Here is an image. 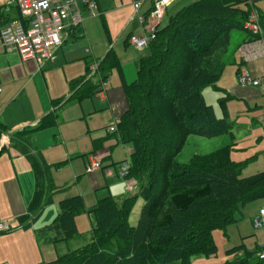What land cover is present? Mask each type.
I'll return each mask as SVG.
<instances>
[{"label": "trees", "instance_id": "trees-1", "mask_svg": "<svg viewBox=\"0 0 264 264\" xmlns=\"http://www.w3.org/2000/svg\"><path fill=\"white\" fill-rule=\"evenodd\" d=\"M248 11L245 0H195L154 32L147 54L137 62L135 80L123 83L127 105L114 130V136L132 149L129 176L136 180V192L121 201L106 194L89 210L78 195L61 200L56 217L42 232L51 233V242L76 237L74 217L86 212L90 239L41 264H194L196 258L216 256L213 231L224 232L246 204L264 198V171L241 176L244 162L231 160L230 144L195 154L186 162L176 159L188 135L212 138L230 133L226 116H216L202 92L207 87L218 90L230 33L244 30ZM0 16L1 28L11 18ZM116 67L119 61L110 49L92 74L87 67L85 76L72 83L68 100L92 98ZM95 75L97 80L92 81ZM55 124L54 107L34 129L9 132L0 123V137L8 134V147L26 155L35 174L32 201L18 220L21 227L38 216L56 190L45 180L28 135ZM4 149L0 147V153ZM138 197L143 204L131 225L128 215ZM263 249L233 246L225 250L220 264H262L258 254Z\"/></svg>", "mask_w": 264, "mask_h": 264}, {"label": "crops", "instance_id": "crops-1", "mask_svg": "<svg viewBox=\"0 0 264 264\" xmlns=\"http://www.w3.org/2000/svg\"><path fill=\"white\" fill-rule=\"evenodd\" d=\"M81 1L77 0L82 25L69 34L61 46L53 49L55 52L53 59L38 65L33 60L21 61L19 58L17 65L8 66V68L0 67V70L4 69L6 72V75L0 77V123L4 128L9 132L24 127L34 129L39 120L53 107L56 116L54 126L32 130L28 135L30 147L42 163L45 180L50 182L56 190L50 192V202L26 226L0 232V264H41L87 243L84 238H81L87 230L91 231L90 215L86 212L74 217L78 232L76 237L51 242L49 240L51 233L42 232L43 228L56 217L61 200L78 195L82 198L85 209L89 210L94 207L100 197L106 194L117 201H121L130 194L124 190L123 181L117 175V168L120 162L129 159L132 149L122 144L114 136L115 132L109 129L115 126L116 120L126 109L123 83L129 84L135 80L137 62L147 54L146 50L130 46L128 37L131 34L148 35L147 15L152 8V0H95L97 9L93 15ZM178 1H173L170 6H174ZM245 1L250 2L264 16V0ZM186 4L183 3L182 6ZM0 13L11 19L16 18L18 10L15 0L6 4L0 3ZM140 17L143 18L142 22ZM94 21H100L106 27L108 43L104 40L95 42L85 50L83 46H78V43L68 45L69 37L76 38L83 35L84 39L81 43L84 44L85 40L89 43V27ZM164 24L163 22L162 25ZM242 32L235 48L227 49L223 56L224 68L216 85L218 90L207 87L202 95L206 104L213 107L215 115L218 117L225 115L230 123V133L218 137L222 138V143L225 141L224 145H232L231 160L244 162L241 176L246 177L264 171V56L251 61L241 58L239 46L255 38L244 30ZM231 39L230 33L228 45ZM110 49L115 53L119 67L109 71L106 82L104 81L102 96L95 92L92 98H86L90 102L84 105H80L84 99L78 101L70 98L68 100L73 90L72 83H77L78 79L85 76L86 68L95 66ZM0 52L18 55L13 50L5 49ZM243 68L247 69L253 78L259 80L257 85L243 87L238 84L237 75ZM30 80H33V84L29 83ZM39 82L40 84L37 85L36 83ZM33 85L38 95V97L34 96L36 99L34 102L26 99L32 95ZM219 99L223 100L222 106L219 105ZM16 100H22L21 102L24 103L18 107H11L6 112L8 109L5 107ZM57 100H63L61 105L53 106L54 101ZM71 101L78 104L73 120H77L80 124L83 119L86 129L82 127L81 130L64 132L58 128L60 121L57 120V113ZM3 103L7 104L3 105ZM221 107L224 108V113ZM87 135H89L90 147L88 152H84V148L78 145H71L73 140H79ZM4 147L5 149L0 153V221L9 220L17 224L19 218L27 214L32 201L35 174L26 155L8 145ZM61 147L64 148V152ZM103 147L108 149H102L106 150L103 154H101L102 151L98 153L101 159L100 167L87 172V165L90 161H95L88 157L89 153ZM118 148L122 152L121 155L116 154ZM78 156L82 157L83 167L72 165L70 170L67 167L64 174L60 176L58 171L62 169L58 168L59 163L65 161L66 165L72 157ZM52 165H56V168L48 169ZM69 182L75 183V191L70 193L63 191ZM252 203L253 207L245 210L246 212L244 208L241 209L244 214L236 216L234 225L233 223L228 225L224 232L219 230L212 232L217 246V255L218 252H225L233 246L246 244L245 238L249 237L247 230L250 227L247 219L252 224L253 217L257 215L260 208L264 207V198L249 204ZM251 227L257 232L262 230ZM260 246L263 247L264 243ZM257 247L246 248L254 250ZM225 259L224 255L223 260ZM210 260L213 259L196 258L194 264H213L214 260Z\"/></svg>", "mask_w": 264, "mask_h": 264}, {"label": "built area", "instance_id": "built-area-1", "mask_svg": "<svg viewBox=\"0 0 264 264\" xmlns=\"http://www.w3.org/2000/svg\"><path fill=\"white\" fill-rule=\"evenodd\" d=\"M175 0H152V8L147 15L148 35L131 34L128 44L137 49L146 48L160 27L166 7ZM18 16L0 28V51L5 49L16 51L21 61L33 60L38 65L51 58L53 49L58 48L75 29L81 26L82 16L77 0H15ZM81 3L91 15L97 9L95 0H82ZM140 21L143 18L140 17ZM264 16L249 2V11L243 22V29L254 36L252 41L242 43L239 54L245 61L264 56ZM96 67L93 66L94 70ZM240 86H255L259 80L253 78L247 69H240L237 75ZM104 82L100 83L98 94L102 96ZM111 127L109 130H113ZM0 145H8V136L2 134ZM97 161H90L87 172L99 168ZM130 164L124 161L117 168V175L126 182V191L132 193L137 186L136 180L129 176ZM255 229L264 227V207L260 208L252 219ZM14 228L12 221H0V232ZM264 259V249L258 254Z\"/></svg>", "mask_w": 264, "mask_h": 264}, {"label": "rangeland", "instance_id": "rangeland-1", "mask_svg": "<svg viewBox=\"0 0 264 264\" xmlns=\"http://www.w3.org/2000/svg\"><path fill=\"white\" fill-rule=\"evenodd\" d=\"M192 0H179L174 6H168L166 8V11L163 15V19H162V23H166L168 21V18L169 16L174 12L176 11L178 8H180L183 3L186 4V3H189L191 2ZM10 3L12 2V0H0V3ZM83 22V21H82ZM82 25V23H81ZM108 26V25H107ZM105 26L104 24H102L100 21H94L92 22V25L89 27V34H88V38L90 40V42L88 43L87 40H85V43H81V41L84 39V35L82 37H76V38H71L69 37V40H68V45H73V44H76L78 43V46L80 47H84V50L85 49H88L91 44H94L95 42H100V41H106L108 43V39H107V34H106V31H105ZM243 30L242 29H233L231 31V35H232V39H231V42L230 44L227 46V49H234L237 42H239V38L242 36V32ZM143 50L147 51V49L144 47ZM146 53V52H145ZM55 52L54 50H52L51 52V58L47 59L48 60H51L54 58V55ZM0 67L2 68H8V66H12V65H17L19 64V57L17 54L15 53H6V54H1L0 52ZM1 73H0V77L3 76V75H6V72L4 71V69L0 70ZM97 80V75L93 76L92 77V81H96ZM106 82V81H105ZM16 83V82H15ZM29 83L33 84V80H30ZM37 85L40 84L39 83H36ZM31 93L32 95L27 97L26 99L28 101H33L36 100L34 96L38 97L36 91H35V85H33L31 87ZM22 101V100H21ZM21 101H14L12 104H10L8 107H5L7 108L8 110L6 112H8L11 107H18V106H21L24 102H21ZM90 102L89 99H84L80 105H84L85 103H88ZM7 103H3V105H6ZM2 105V106H3ZM74 107V108H73ZM82 107V106H81ZM75 109H78V104L76 102H69V104H66L65 107H63L57 114H58V121H60V123H58L59 125V129L61 131H64V132H72L73 130H81L82 127L85 128V121L82 119L80 121V124H78V121L77 120H73V118L75 117ZM85 119V118H84ZM112 131V130H111ZM89 133V132H88ZM88 136L87 137H83V138H80L79 140L78 139H75L71 142V145H78L80 148H84L83 151L84 152H88L90 147H89V140H88ZM222 138L221 137H212V138H206V137H201V136H197V135H188L187 136V139L185 140V143L183 145V148L181 150V152L176 156V159L180 162H186L189 160V158H191L194 154H205V153H208V152H211L213 150H215L216 148L220 147V146H223L225 144V141L222 143ZM61 145V144H60ZM69 147V143L66 144V148L68 149ZM62 151L64 152V148H62ZM102 149H108L107 147H103V148H100V149H96L94 151H91L88 155L89 158L91 159H94L95 161H101V159L99 158V152L102 151L101 154L105 153L106 150H102ZM72 151V148L70 149ZM116 154L118 155H121L122 152L120 151V148H118L116 150ZM113 157L115 158V155H113ZM98 158V159H97ZM71 163V165L69 164ZM72 165H75V167H83V161H82V157L78 156V157H72L71 160L65 165V161L59 163L58 165V168L62 169L60 171H58L59 175H63L64 171L67 170V167H69V170H70V166ZM56 168V165H52V166H49L48 169H51V170H54ZM121 181H123V188L126 192V182L121 179ZM66 182V181H65ZM136 190V188H135ZM63 191H67V192H72V191H75V183L74 182H69L68 185L63 189ZM136 192V191H134ZM133 192V193H134ZM251 203V202H250ZM142 206V199L141 198H137L136 201L134 202L132 208H131V211L128 215V222L129 224L133 225V224H136V220L138 219V216H139V211H140V207ZM250 207H253V203L252 204H246L243 208H244V211L246 210H249ZM245 211V212H246ZM244 214V212L242 211H239L238 215L240 214ZM86 220H87V217H86ZM250 220V219H249ZM247 223L250 225V227L248 228L247 230V233H249V237L248 238H245V240L247 241L245 246L247 248H255L256 246H258L257 248L261 247L260 245L262 243H264V227L261 228L262 230H258V232L254 229H252L251 226H253L250 222H248V219H247ZM231 225V224H229ZM234 225V223L232 224ZM254 228V227H253ZM89 234H90V230H87L86 231V234L82 235L81 238H84V241L88 242L89 240ZM224 251L223 252H218V255L216 254V257H212V258H209V259H213L214 262L213 264H220V263H217L219 261H224L223 258H224ZM205 259V258H203ZM206 260V259H205ZM213 260H210V261H213ZM264 264V262L262 263Z\"/></svg>", "mask_w": 264, "mask_h": 264}]
</instances>
